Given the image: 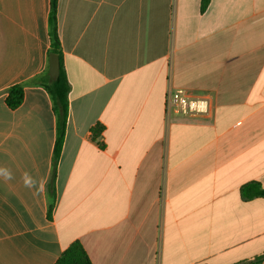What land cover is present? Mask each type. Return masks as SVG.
Listing matches in <instances>:
<instances>
[{
    "label": "crops",
    "instance_id": "1",
    "mask_svg": "<svg viewBox=\"0 0 264 264\" xmlns=\"http://www.w3.org/2000/svg\"><path fill=\"white\" fill-rule=\"evenodd\" d=\"M50 0H0V264H264V0H57L68 118L48 215L55 116ZM175 89L208 114L168 117ZM103 129L96 140L91 130ZM46 182L35 196L22 177Z\"/></svg>",
    "mask_w": 264,
    "mask_h": 264
},
{
    "label": "trees",
    "instance_id": "2",
    "mask_svg": "<svg viewBox=\"0 0 264 264\" xmlns=\"http://www.w3.org/2000/svg\"><path fill=\"white\" fill-rule=\"evenodd\" d=\"M208 3L209 0H201V11L205 10ZM56 4L57 0H50L48 14V36L50 45L47 52L46 68L42 73L27 82L15 84L9 87L6 91L5 97V104L11 110L16 109L22 103L24 88L26 86L42 87L46 90L50 97L52 110L55 116V140L52 153L51 176L47 186L48 215L54 206L55 173L64 143L68 118V94L70 92V86L61 63L60 42L56 27ZM52 54L57 55L59 58V75L55 79H51L48 73V58ZM102 129L103 128L100 125H97L91 130L93 140H96L99 137ZM239 193L241 198L246 201L254 198H264V188H262L258 182H249L244 184L240 188ZM263 258L264 254L258 257L257 260L259 261ZM54 264H91V262L82 245L79 242H73L61 253Z\"/></svg>",
    "mask_w": 264,
    "mask_h": 264
},
{
    "label": "built area",
    "instance_id": "3",
    "mask_svg": "<svg viewBox=\"0 0 264 264\" xmlns=\"http://www.w3.org/2000/svg\"><path fill=\"white\" fill-rule=\"evenodd\" d=\"M165 110L168 117H198L208 114L210 101L206 98L189 96L180 89L171 90L165 98Z\"/></svg>",
    "mask_w": 264,
    "mask_h": 264
},
{
    "label": "clouds",
    "instance_id": "4",
    "mask_svg": "<svg viewBox=\"0 0 264 264\" xmlns=\"http://www.w3.org/2000/svg\"><path fill=\"white\" fill-rule=\"evenodd\" d=\"M0 179L10 181L14 179V175L10 169L0 167ZM22 180L26 188L33 190L35 196H39L45 191L46 182L44 180H37L30 173H24Z\"/></svg>",
    "mask_w": 264,
    "mask_h": 264
},
{
    "label": "water",
    "instance_id": "5",
    "mask_svg": "<svg viewBox=\"0 0 264 264\" xmlns=\"http://www.w3.org/2000/svg\"><path fill=\"white\" fill-rule=\"evenodd\" d=\"M48 73L51 79H55L59 75V58L55 54L48 58Z\"/></svg>",
    "mask_w": 264,
    "mask_h": 264
}]
</instances>
